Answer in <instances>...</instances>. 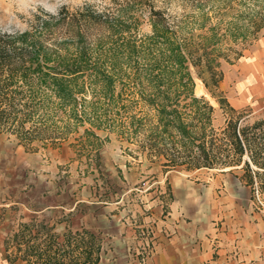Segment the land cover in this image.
Listing matches in <instances>:
<instances>
[{"label":"trees","instance_id":"1","mask_svg":"<svg viewBox=\"0 0 264 264\" xmlns=\"http://www.w3.org/2000/svg\"><path fill=\"white\" fill-rule=\"evenodd\" d=\"M194 2L196 12L180 20L150 5L148 34L138 27L144 6L132 2L122 5V17L114 22L87 5L58 16L42 11L26 30L0 31V133L16 135L24 146L59 148L90 125L73 147L99 166L93 129L114 122L107 108L119 104L122 73V138L137 145V156L162 163L165 173L242 167V178L252 188L257 184L264 197V119L248 123L219 88L220 60H238L264 30V0ZM94 26L109 34L96 45ZM114 42L121 43L122 67L119 47L105 48ZM192 68L227 115L221 129L214 125L213 105L195 95ZM34 228L21 224L6 240L7 250L14 249L10 263L100 261L102 239L92 232L68 230L61 239L44 222Z\"/></svg>","mask_w":264,"mask_h":264},{"label":"crops","instance_id":"2","mask_svg":"<svg viewBox=\"0 0 264 264\" xmlns=\"http://www.w3.org/2000/svg\"><path fill=\"white\" fill-rule=\"evenodd\" d=\"M67 160L21 147L0 155V264H22L8 261L13 248L7 250L6 240L21 224L33 223L35 231L42 222L61 239L68 230L97 235L102 239L97 264H133L127 251L134 239L130 219L141 216L142 209L134 205L129 213L125 199L113 190L64 177L60 171ZM212 172H170L167 216L160 200L147 198L158 228L148 264H264V209L253 210L235 172Z\"/></svg>","mask_w":264,"mask_h":264},{"label":"rangeland","instance_id":"3","mask_svg":"<svg viewBox=\"0 0 264 264\" xmlns=\"http://www.w3.org/2000/svg\"><path fill=\"white\" fill-rule=\"evenodd\" d=\"M195 0H0V31L14 32L26 30L34 21L36 15L42 11L58 16L63 9H67L70 13H75L85 6H90L97 12L108 15L112 21L122 17V5L127 2L135 3L136 7L143 5L144 10H139L138 19L139 30L141 34L151 32V26L148 22V12L150 5L163 11L171 20H180L186 15L196 12ZM116 28H122L119 24ZM121 27V28H120ZM98 27L91 30V41L96 42L100 36L109 37L108 33L102 32ZM103 37V36H102ZM103 37V38H104ZM117 38V37H116ZM116 38L112 39L115 40ZM115 45L109 44L105 48L107 50L119 47L121 43L114 42ZM96 45V44H95ZM100 49V45L97 46ZM122 48L119 47L117 54L120 57L122 67ZM242 56L238 60L232 59L228 62L224 59L220 60V69L223 72V79L219 84L220 92L228 100L230 105L238 111V114L245 115L248 123L264 119V71L259 67H264V30L259 34L256 40L249 43L242 52ZM192 75L195 80V95L205 97L215 108L214 125L221 129L225 126L227 115L220 108V105L206 90L202 81L197 77L195 70L192 68ZM119 104L108 107L107 115L109 120L104 129H93L99 137L96 142L94 153H99L97 166L96 162L88 159L86 155L80 156L76 138L84 135V130L90 128L86 125L79 129L77 134L72 135L67 141L63 142L59 148H53L50 145L46 147L40 142H35L31 146H24L19 143L16 135L11 133H0V155H6L13 152L15 147H21L27 153L45 154L48 159L54 155L68 159L67 163L62 165L61 175L67 177L74 175L81 182L89 184H97L102 191L108 189L113 190V195L118 196L119 200H124V207L132 209L136 205L142 209L141 216L130 219V225L134 230L133 242L127 243V251L131 257L133 264H139L137 257V249L145 245V239L140 237L143 231L145 236L151 235V231L155 232L154 241L157 239V223L151 217V209L147 207L148 197L160 200L163 204V216H167V189L168 174L170 172H181L183 169H177L168 173L163 172L162 163L150 162L142 156H137V145L130 144L122 138V73L117 82L116 94ZM90 100H95V94L91 93ZM110 123V124H108ZM109 125V126H108ZM51 153V155H50ZM254 168V167H253ZM229 172V169L213 170V174H222ZM188 172V171H187ZM192 172V171H190ZM236 173V177L242 180L246 190L242 195L249 197V203L253 204V210L258 212L264 209L257 197L260 194L264 203V197L260 192L257 184L252 188L247 184V180L242 178L244 170L242 167L236 168L230 173ZM125 197V198H124ZM166 197V198H165ZM151 217L149 221H140V218ZM155 242L152 254L155 252ZM14 251V249H13ZM147 261V264H148Z\"/></svg>","mask_w":264,"mask_h":264},{"label":"built area","instance_id":"4","mask_svg":"<svg viewBox=\"0 0 264 264\" xmlns=\"http://www.w3.org/2000/svg\"><path fill=\"white\" fill-rule=\"evenodd\" d=\"M257 197L259 202L264 205L263 200H261L260 198V194L259 192H257ZM151 235L145 236L143 231L140 232V237H142V239H145V245H143L140 249H137V257L139 259V264H147V261L149 259V257L152 254V249L154 246V234L155 232H153V230L151 231V233H149Z\"/></svg>","mask_w":264,"mask_h":264}]
</instances>
